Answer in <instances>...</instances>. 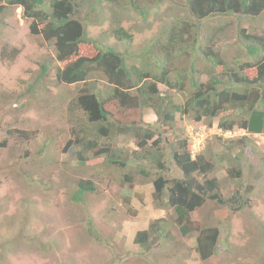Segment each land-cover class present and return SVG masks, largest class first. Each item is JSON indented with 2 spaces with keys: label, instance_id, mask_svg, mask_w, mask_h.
I'll list each match as a JSON object with an SVG mask.
<instances>
[{
  "label": "rangeland",
  "instance_id": "374dc122",
  "mask_svg": "<svg viewBox=\"0 0 264 264\" xmlns=\"http://www.w3.org/2000/svg\"><path fill=\"white\" fill-rule=\"evenodd\" d=\"M75 1L80 5V20L89 14L88 36L105 47H114L127 58L131 55L129 64L143 61L147 52L136 54L170 25L181 21L202 27V37L219 41L221 56L230 61L239 53L234 41L241 30L246 34H264V17L240 20L229 16L195 22L186 7L187 0ZM50 2L47 0L46 7ZM3 4L0 1V6ZM92 9L95 11L91 12ZM143 10H147L145 17ZM119 27L132 35L130 42L115 38L114 31ZM193 31L184 46L194 39ZM209 37L203 41L207 42ZM14 49L18 50L16 56L12 54ZM172 57L176 70L173 77L179 71L189 70L191 60L186 53L174 52ZM46 62L50 66L47 76L35 82ZM204 65L201 62L197 67L202 69ZM64 66L57 61L54 42L31 33L30 21L23 18L22 8L9 6L0 11V144L6 143L0 146V264H264V134L250 135L237 128L223 132L218 128L219 118L210 126L208 120L195 123L180 113H176L173 126L160 129L163 143L166 137L173 142L191 141L190 136L202 131L206 135L202 145L213 151L220 167L211 177L222 182L225 195L239 190L247 198L248 206L242 213L214 210L211 204L194 213V222L221 229L216 254L202 261L196 251L197 232L183 237L172 225L174 211L156 205L152 182L137 171L139 161L130 158L128 167L121 168L105 164L103 153L96 156L88 152L90 164H82L77 149L68 148L72 128L80 126L78 121L83 118L72 100L85 85L58 83L57 69ZM244 73L251 78L256 76L255 70ZM92 79L90 84L97 93H107L110 84L104 73L97 71ZM158 89L167 93L164 85H158ZM170 93L178 105L191 95L187 90ZM104 105L116 118L122 112L115 102ZM135 117L146 124H157L152 109L139 115L135 112ZM9 129L29 131L31 137L26 140L21 135L18 140L8 135ZM242 137L244 145L238 143ZM111 142L126 153L139 151L135 139L123 135L110 141L102 139L99 149L112 146ZM45 145V150L38 152ZM226 145L237 146L233 153L239 155L243 169L239 182L227 180L228 164L222 159ZM242 148L246 150L244 155L237 152ZM26 152H30L28 156ZM225 159L229 160L228 156ZM169 167V179L182 176L174 162L170 161ZM124 173H133V186L124 184ZM81 180L94 181L98 191L81 195ZM77 193L83 196L82 201L73 199ZM158 219H164L161 240L150 249L136 244V233L148 229ZM92 231H97L100 238Z\"/></svg>",
  "mask_w": 264,
  "mask_h": 264
},
{
  "label": "trees",
  "instance_id": "16d2710c",
  "mask_svg": "<svg viewBox=\"0 0 264 264\" xmlns=\"http://www.w3.org/2000/svg\"><path fill=\"white\" fill-rule=\"evenodd\" d=\"M0 1L4 3L0 11L9 6L22 8L23 18L30 21L31 33L41 35L47 42H54L57 61L65 64L63 68L57 69L58 83L67 86L85 85L72 100L73 107L82 111L83 118L78 121L80 126L72 128L68 148L77 149V157L82 164H90L86 156L88 152H94L96 156L103 153L106 156L105 164L121 168L128 167L130 158L139 161L137 171L152 182L156 205L166 211H174L171 223L183 237L197 232L196 251L200 259H211L218 250L221 229L194 222V213L207 204H211L214 210L242 213L248 206L247 198L239 190L229 196L222 192V182L217 177H211L220 167L209 147H203L193 156L189 141L173 142L166 137L163 143L164 134L159 132L161 128L173 126L176 113H180L189 116L195 123L208 120L210 126L219 118L218 128L223 132L230 133L237 128L250 135L264 134V34H246L245 30H241L234 41L239 46V53L230 61L221 56L219 41L216 43L209 36L207 42L203 41L208 37H202V27L192 26L193 22L181 21L170 25L160 37L136 54L147 52L143 61L129 64L131 55L127 58L114 47H105L88 36L89 14L85 20H80L77 17L80 5L75 0H51L48 7L47 0ZM186 7L195 22L229 16H236L240 20L264 17V0H187ZM146 13L147 10L141 11L143 17ZM191 29L194 30V39L184 46ZM212 31L214 35L217 34L214 28ZM114 33L115 38L123 42L133 39L123 27ZM87 49L91 50L90 53H87ZM17 52L14 49L13 56ZM174 52L186 53L191 60L189 70L179 71L175 77ZM201 62L206 64L202 69L197 67ZM46 63L35 82L47 76L50 66ZM217 68L222 70L219 72ZM249 70H255L256 76L251 78L244 73ZM97 71L104 73L110 84L107 93L102 96L90 84ZM160 84L167 87L166 94L159 92ZM186 90L191 93L189 98L184 104H176L170 92ZM111 102H115L122 111L118 118L105 109L104 104ZM146 109L154 110L157 124H146L141 118L135 117V112L139 115ZM8 135L18 140L21 135L26 140L31 137L29 131L17 129H9ZM119 135L134 138L139 151L126 153L112 142V146L99 149L102 139L110 141ZM156 136L158 139H155ZM244 139L242 137L238 143L244 145ZM45 147L38 152H43ZM236 148L226 145L227 152L224 157L222 155L228 164L225 168L227 180L233 182H239L243 175L239 155L233 153ZM245 151L242 148L237 152L244 155ZM29 153L26 152L25 156ZM227 156L229 160L225 159ZM170 161L181 171V177L169 179ZM149 166L154 173H150L152 170ZM122 179L124 184L134 185L133 173H124ZM79 189L81 195L98 191L91 180L79 181ZM82 197L77 193L73 199L80 201ZM162 222L164 219L155 220L148 229L138 231L135 243L147 249L152 248L162 238ZM96 232L91 233L100 238Z\"/></svg>",
  "mask_w": 264,
  "mask_h": 264
},
{
  "label": "clouds",
  "instance_id": "9594fccd",
  "mask_svg": "<svg viewBox=\"0 0 264 264\" xmlns=\"http://www.w3.org/2000/svg\"><path fill=\"white\" fill-rule=\"evenodd\" d=\"M190 138H191V141H189L188 144L190 145L193 156H196L198 151L203 148L202 143H204V141L206 140V135H205V140L200 144H197L196 141L194 140V134L193 136H190Z\"/></svg>",
  "mask_w": 264,
  "mask_h": 264
},
{
  "label": "built area",
  "instance_id": "2783aa9c",
  "mask_svg": "<svg viewBox=\"0 0 264 264\" xmlns=\"http://www.w3.org/2000/svg\"><path fill=\"white\" fill-rule=\"evenodd\" d=\"M194 140L196 141L197 144L202 143L205 140V135L202 131L196 132L194 135Z\"/></svg>",
  "mask_w": 264,
  "mask_h": 264
}]
</instances>
